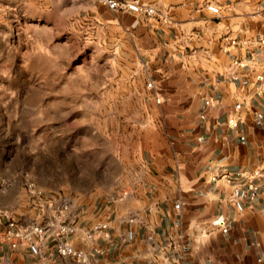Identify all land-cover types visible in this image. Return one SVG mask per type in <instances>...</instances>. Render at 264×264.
Returning a JSON list of instances; mask_svg holds the SVG:
<instances>
[{"label": "rangeland", "instance_id": "374dc122", "mask_svg": "<svg viewBox=\"0 0 264 264\" xmlns=\"http://www.w3.org/2000/svg\"><path fill=\"white\" fill-rule=\"evenodd\" d=\"M92 3L102 4L0 0V228L10 218H59L76 227L71 220L107 212L164 135L168 102L158 103L157 53L138 39L149 34L131 33ZM244 7L262 9L264 0H244ZM140 16L137 24L159 18L162 42L183 44L166 47L165 58L189 62L192 43L206 40L214 41L213 59L224 56L219 35L196 33L189 16ZM219 18L211 17L213 26Z\"/></svg>", "mask_w": 264, "mask_h": 264}, {"label": "crops", "instance_id": "0c3cea01", "mask_svg": "<svg viewBox=\"0 0 264 264\" xmlns=\"http://www.w3.org/2000/svg\"><path fill=\"white\" fill-rule=\"evenodd\" d=\"M142 1L174 19L189 16L196 33L219 35L224 56L213 59L214 41L206 40L192 43L197 50L189 62L173 53L165 58L166 49L182 43L159 39L164 28L158 17L156 24L144 17L137 24L138 14L92 3L93 11L106 8L131 33L149 34L138 39L153 42L152 65L162 83L158 103H168L162 106L164 135L146 149L142 169L118 187L107 212L71 220L76 232L70 238L88 252L87 264H264V8L247 11L244 0H217L222 12L213 26L206 5L215 0ZM256 170L261 176L251 178L260 185L259 195L244 199L240 211L231 198L234 185L247 182L240 172ZM100 219L109 225V238L89 239ZM221 219L230 225L226 234ZM0 264L85 263L60 257L49 238L38 256L1 242Z\"/></svg>", "mask_w": 264, "mask_h": 264}, {"label": "built area", "instance_id": "2783aa9c", "mask_svg": "<svg viewBox=\"0 0 264 264\" xmlns=\"http://www.w3.org/2000/svg\"><path fill=\"white\" fill-rule=\"evenodd\" d=\"M98 1L114 11H130L148 18L161 14L166 17L165 21L169 19V11L166 13L159 12L155 6L142 0ZM206 8L215 16H219L222 12L221 6L215 2H209ZM260 43L264 44V39H260ZM234 79H238V76H234ZM260 80L264 85V77H260ZM147 86L149 89H155L156 87L155 82L152 80L148 81ZM205 103L206 105H210L211 102L210 100H206ZM230 123L233 124V121H230ZM199 140L203 141L204 137L201 136ZM261 174V170L253 171L251 174L246 172L239 173L240 177L247 180V182L235 184L232 191L231 198L238 210L242 211L244 209V199L249 198L253 200L259 195L260 185L253 178L261 176ZM252 176L253 178H251ZM217 177V175L213 174L212 180H216ZM175 206L177 209H180L181 203L178 202ZM65 210H68L67 205L65 206ZM218 226L223 233L229 232L230 225L227 220H219ZM108 228L107 222H98L88 231L87 237L92 240L97 235L109 238ZM75 232L76 227L67 223L64 219L55 218L46 224H41L35 221L20 223L15 218H10L6 226L0 228V243L9 242L13 248L24 246L34 256H38L43 253L44 244L51 238L55 242L56 252L60 257L70 258L87 264L89 262L88 252L78 248L73 239L70 238ZM127 238H133L132 231H129Z\"/></svg>", "mask_w": 264, "mask_h": 264}]
</instances>
